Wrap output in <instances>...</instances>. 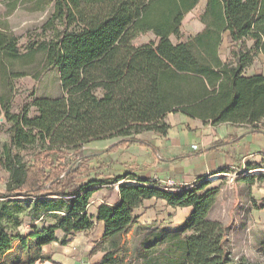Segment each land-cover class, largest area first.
<instances>
[{
  "label": "trees",
  "instance_id": "trees-1",
  "mask_svg": "<svg viewBox=\"0 0 264 264\" xmlns=\"http://www.w3.org/2000/svg\"><path fill=\"white\" fill-rule=\"evenodd\" d=\"M198 3L6 2L4 17L19 6L44 16L38 32L35 27L25 36L16 34L0 18V117L9 124V140L2 146L1 165L8 179L0 191V264L13 240L21 237L12 232L22 223L17 216L22 207L6 198L20 196L56 197L33 201L28 209L32 222L47 216L53 219L41 230L31 225L27 238H38V248L50 242L64 245L68 236L88 233L102 221L104 231L94 250L103 256L96 264H127L123 245L132 228L137 239L132 259L139 264H242L229 259L227 226L211 218L219 188L206 189L208 181L178 192L158 188L154 181L118 183L120 176L103 179L95 175L77 182L88 169L80 160L85 143L120 137L109 150L126 142L143 143L134 136L145 131L165 134L170 128L165 121L169 113H182L213 126L243 125L250 132H262L264 74L246 72L257 54L264 55V0H205L198 16L202 29L173 43L170 36L179 39L184 16ZM225 32L235 47L222 59L220 46ZM148 33L155 40L138 46L132 43ZM22 37L25 41L20 43ZM53 66L58 69L63 94L33 98L30 105L34 113L30 116L12 112L14 81L25 76L38 81ZM35 142L40 147L29 159L14 150ZM223 144L215 142L208 149ZM70 152L76 156L67 162ZM255 179L264 180V174L241 178L250 185ZM115 185L118 202L103 200L95 207V215L90 214L93 194L102 188L110 191ZM151 198L172 208L192 210L175 229L157 222L139 224L137 210ZM56 231L63 236L57 238ZM36 261L44 264L50 259L30 258L24 264Z\"/></svg>",
  "mask_w": 264,
  "mask_h": 264
},
{
  "label": "rangeland",
  "instance_id": "rangeland-1",
  "mask_svg": "<svg viewBox=\"0 0 264 264\" xmlns=\"http://www.w3.org/2000/svg\"><path fill=\"white\" fill-rule=\"evenodd\" d=\"M6 2L8 0H0V18L6 20L8 26L18 34L25 36L27 30H34L41 24V19L44 15L39 16L37 12H30L24 7L19 6L12 15L4 17L6 12ZM205 0H199L197 6L188 12L180 26V37L177 40L174 36H170V40L176 43L179 40H184L189 36L196 34L200 31L203 25L199 22L198 16L202 12ZM155 40V37L148 33L139 35L133 40L135 46L148 43L149 41ZM25 41L24 37L20 38L19 42L23 43ZM248 45L251 42H247ZM234 44L230 42L229 38L223 35V40L220 46V55L222 59H227L229 57L230 50L234 48ZM257 70L264 73V56L257 54L254 58V62L247 69L246 74L250 75ZM15 90L11 101V111L14 113L26 112L29 116L34 113V108L30 105L31 101L35 97H45V98H57L63 94L62 87L60 84L59 74L57 67L53 66L48 69L42 77L35 81L30 76H25L18 78L14 81ZM262 128V125H259ZM9 124L0 117V191L5 188V183L8 179V172L1 165L2 162V146L8 143L9 140ZM40 147L39 142H35L34 145H27L22 149H14L22 158L29 159L32 154H34ZM80 155L84 166L88 169L84 171L81 178L77 179V182L86 181L89 178H93L95 175L98 178L111 179L112 177H106L105 165L100 163L98 160L91 161L90 157H84L82 151L80 150ZM76 154L70 152L66 161L72 160ZM77 160L75 166L79 163ZM94 165H90V164ZM91 168V169H90ZM90 170V171H89ZM88 173V176H85ZM230 176L220 175L215 180L210 178L209 175L203 178V181H208L209 185L206 189L218 187L219 196L216 204L212 208L211 218L218 220L222 224L227 226L226 231V247L229 252V259L232 262L242 263V264H264V180L259 181L254 180L252 185L241 180L243 176L264 174V162L262 165H257L251 173L246 174L241 168L230 169L227 172ZM209 178V179H208ZM113 189L110 191H113ZM105 192L109 190L105 189ZM99 197L103 198L104 195L97 193ZM8 201L20 205L22 207V212L18 214V218L22 221L21 225L12 234H18L20 238H15L13 240L12 249L7 253L2 264H17V263H27L30 258H41V253L39 248L36 246L38 238L32 237L27 238V235L31 232V225L35 224L37 230H41L44 226H48L53 223V219L49 216L42 220L32 222L30 216L27 214L28 209L33 201H52L56 200L55 196H42L39 198L20 196V197H9L6 198ZM8 206V205H7ZM163 206L153 205L157 217L156 219H151V222H157L159 224L165 225L163 223L169 222L165 225L169 229H175L179 223H172L173 221H168V215L163 212ZM151 209V208H150ZM92 208L88 209L91 212ZM146 209H144L145 213ZM141 212V209L137 211ZM151 213V210H150ZM171 215H176L177 218L185 216V210L178 209L176 211H170ZM152 214V213H151ZM153 215V214H152ZM143 216V215H142ZM147 215L143 216V219H147ZM150 219V218H149ZM155 220V221H153ZM3 224H7L5 218L1 219ZM181 224V223H180ZM98 232L97 226L90 232L86 234H78L76 239L69 245L73 249L72 253H59L58 249H51L49 253L51 254H62L64 258L71 260L66 264H84L87 263L91 257L88 256V247L90 246V241L96 236ZM187 233H185L186 235ZM21 238H24L23 240ZM137 239L134 236V229L131 231L124 239L123 245V257L127 264H139L134 259H132L133 250L136 246ZM56 258H59L56 256ZM34 264H39L37 261ZM64 264V263H58Z\"/></svg>",
  "mask_w": 264,
  "mask_h": 264
},
{
  "label": "crops",
  "instance_id": "crops-1",
  "mask_svg": "<svg viewBox=\"0 0 264 264\" xmlns=\"http://www.w3.org/2000/svg\"><path fill=\"white\" fill-rule=\"evenodd\" d=\"M223 35L228 37V32ZM254 73L264 74L259 70L252 74ZM165 121L170 124V128L165 134L145 131L134 136L143 143L126 142L114 150L108 148L117 143L121 139L120 137L90 141L82 146V155L90 157L91 161L98 160L103 163L106 166L104 169L106 177L120 176L121 180L134 182L138 180L152 181L154 178L161 180L173 178L180 184L186 185L187 188L196 186L208 175L224 173L221 172L222 170L238 169L242 166L249 168L262 165L264 162V126L261 128L262 132H250L249 127L243 125L219 124L213 126L182 113H169L165 117ZM219 141H224L225 144L211 150L208 149L210 145ZM193 145H196L197 149L194 150ZM98 192L104 197H99ZM118 197V188L109 192H105V188L99 189L93 194V199L88 206V209L92 208L89 213L95 215V207L103 200L108 204L117 203ZM153 205L163 206V212L168 215L167 220L173 221V224L182 223L192 210V207L172 208L166 206L165 202L160 199H147L138 209H141V212H137L140 215L139 224H150L152 223L151 219L159 217L152 208ZM144 209H146L145 213ZM178 209L185 210V216L177 218L176 215H171L170 211ZM142 215L149 217L143 219ZM167 223L169 222L163 224L169 225ZM96 226L98 232L88 247V256L93 260L90 259L84 264L99 263L103 256L102 252L94 250L104 231L103 222L98 221ZM78 234L86 233L81 232L68 236L64 245L59 242L42 245L39 248L41 256L50 259L44 264L69 263L71 260L64 258L59 253H72L73 249L69 245ZM62 236V232L56 231L57 238ZM51 249H58L59 253L51 254L49 253Z\"/></svg>",
  "mask_w": 264,
  "mask_h": 264
},
{
  "label": "built area",
  "instance_id": "built-area-1",
  "mask_svg": "<svg viewBox=\"0 0 264 264\" xmlns=\"http://www.w3.org/2000/svg\"><path fill=\"white\" fill-rule=\"evenodd\" d=\"M192 148L195 150V149H197V146L193 145ZM241 169H243L246 174L251 173L254 170V169L245 168L244 166H242ZM220 175L230 176L229 173H219V174H211V175H209V177L214 178L216 180L217 177H219ZM152 181H154L156 183V187L161 188V189L168 191V192H178V191H181V190L187 188L186 185L180 184L179 182H177L173 178H167L164 180L154 178ZM118 183H136V182L129 181V180H127V181L121 180ZM115 188L117 189L118 186L115 185Z\"/></svg>",
  "mask_w": 264,
  "mask_h": 264
}]
</instances>
